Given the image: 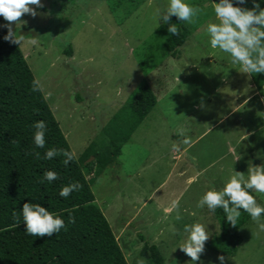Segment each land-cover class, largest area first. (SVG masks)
Here are the masks:
<instances>
[{
    "label": "rangeland",
    "instance_id": "obj_1",
    "mask_svg": "<svg viewBox=\"0 0 264 264\" xmlns=\"http://www.w3.org/2000/svg\"><path fill=\"white\" fill-rule=\"evenodd\" d=\"M168 2L41 0L37 16L25 14L27 23L13 25L25 37L20 48L77 159L100 129L121 143L117 164L98 176L83 172L128 264H154L148 252L141 254L144 240L157 246L164 264H192L178 247L184 226L199 222L209 237L219 232L215 213L197 207L204 192L221 190L234 171L247 176L251 163L264 165V85L257 89L228 53L211 47L206 27L216 22L213 0H185L201 12L195 23L182 21L191 33L179 56H170L164 47L169 25L157 27L154 19ZM257 2L264 8V0ZM233 4L254 6L253 0ZM170 23L180 24L176 16ZM33 36L36 45L29 43ZM68 43L71 56L62 52ZM142 80L157 102L132 128L125 101ZM181 126L191 146L180 145ZM252 195L264 207V194ZM238 230L242 242L234 255H224L225 264H264V231L252 218ZM220 255L205 249L201 260L221 264Z\"/></svg>",
    "mask_w": 264,
    "mask_h": 264
},
{
    "label": "trees",
    "instance_id": "obj_2",
    "mask_svg": "<svg viewBox=\"0 0 264 264\" xmlns=\"http://www.w3.org/2000/svg\"><path fill=\"white\" fill-rule=\"evenodd\" d=\"M179 22V35L169 34L164 40L165 50L175 58L191 33L182 21ZM5 23L0 17V264H128L105 215L94 203V194L83 172L85 167L98 176L105 168L117 164L121 143L100 129L80 160L76 158L65 166L63 156L44 158L51 148L72 149L42 90L32 91L35 77L20 46L4 40ZM62 52L71 56V43ZM250 77L254 86L261 89L264 73ZM156 102L149 83L140 81L125 101L134 120L132 128ZM40 120L46 123L43 148L34 143L33 125ZM37 152L40 158L36 157ZM92 154L94 160L85 161ZM46 170L55 171L59 179L45 180ZM74 182L82 187L66 198L61 197V188ZM25 202L39 203L60 215L66 229L50 237L27 234L21 211ZM240 211L237 225L232 227L223 209L215 210L219 232L205 242L206 250L223 255L236 253L242 242L238 228L251 218L247 212ZM13 212L20 216L19 221ZM69 213L75 218L74 223L69 222ZM147 252L154 264H164L157 246L144 240L141 254Z\"/></svg>",
    "mask_w": 264,
    "mask_h": 264
},
{
    "label": "clouds",
    "instance_id": "obj_3",
    "mask_svg": "<svg viewBox=\"0 0 264 264\" xmlns=\"http://www.w3.org/2000/svg\"><path fill=\"white\" fill-rule=\"evenodd\" d=\"M244 3H246V0H239L240 5ZM253 5L249 9L234 5L233 0H213L212 7L216 22H209L206 27L211 47L228 53L232 58V62L241 66V72L249 75L264 73V8L260 7L257 0H253ZM43 7L41 0H0V17H3L6 21L3 27L7 28V34L3 37L4 40L20 46L25 37L23 34L18 35L13 29V25L21 26L27 23L21 19L22 16L29 14L35 17L38 15L36 9ZM200 12L199 7L190 6L185 0H169L166 8L156 9L154 19L157 21V27L160 26L159 22H163L169 25L168 32L170 34L179 35L176 24L170 23V18L176 16L180 21L192 24L195 23ZM29 43L32 45L38 44L36 36H33ZM40 90H42L40 81L34 79L32 91ZM203 106L202 100L201 107ZM33 127L35 129V145L39 148L45 147L46 123L40 120L35 122ZM186 132L187 129L183 126L177 129V134L183 137L180 145L191 146L193 142L186 135ZM173 150L182 151L178 145H173ZM35 155L40 158L38 152ZM56 156H63L62 162L65 166L77 158L75 151L55 148L48 149L44 158L52 159ZM44 179L52 182L59 179V176L55 171L46 170ZM81 187L82 185L78 182L69 183L61 188L59 195L66 198L71 192L78 191ZM251 192L264 194V165L257 166L251 163L247 169V176L245 173L234 171L225 180L221 190L207 189L199 200L197 207L204 208L206 206L210 212L222 208L227 222L232 227H236L242 209L256 222L259 229L264 231V222H261L264 207L257 203L256 198L250 194ZM171 208L177 211L176 219H181L178 199L172 200ZM21 211L25 230L29 235L50 237L54 233H59L61 229H66L65 221L60 215L50 212L39 203L25 202ZM13 216L17 221L20 220L17 213L13 212ZM69 222H75V218L71 213H69ZM184 233L186 234L185 238L178 247L190 257L192 264H196L197 261L203 264L201 254L204 253L205 242L209 239L206 227L199 222H194L184 226ZM218 259L221 264H225L227 258L220 255Z\"/></svg>",
    "mask_w": 264,
    "mask_h": 264
},
{
    "label": "water",
    "instance_id": "obj_4",
    "mask_svg": "<svg viewBox=\"0 0 264 264\" xmlns=\"http://www.w3.org/2000/svg\"><path fill=\"white\" fill-rule=\"evenodd\" d=\"M91 158H93V156H90V157L88 158V160H90Z\"/></svg>",
    "mask_w": 264,
    "mask_h": 264
}]
</instances>
